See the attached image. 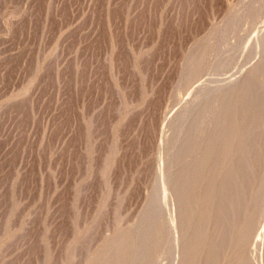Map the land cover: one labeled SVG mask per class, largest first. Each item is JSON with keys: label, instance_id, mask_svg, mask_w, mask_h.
Wrapping results in <instances>:
<instances>
[{"label": "rangeland", "instance_id": "rangeland-1", "mask_svg": "<svg viewBox=\"0 0 264 264\" xmlns=\"http://www.w3.org/2000/svg\"><path fill=\"white\" fill-rule=\"evenodd\" d=\"M251 258L264 0H0V264Z\"/></svg>", "mask_w": 264, "mask_h": 264}, {"label": "bare ground", "instance_id": "bare-ground-1", "mask_svg": "<svg viewBox=\"0 0 264 264\" xmlns=\"http://www.w3.org/2000/svg\"><path fill=\"white\" fill-rule=\"evenodd\" d=\"M205 90H207V89H203V91H205ZM200 91H201V90H200ZM200 91H199V92H200ZM179 117H182V115H180ZM171 123H172V121H171ZM184 165H185V164H184ZM183 168H184V167H183ZM163 186H164V185H163ZM174 186H175V185H174ZM162 188H163V187H162ZM164 188H165V187H164ZM173 188H174V187H173ZM174 189H175V188H174ZM162 190H163V189H162ZM162 194H163V192H162ZM171 203H172V202H171ZM155 205H157L156 207H158L159 210H161V211L164 210V209H166V203H165V202H163V203H161V204H159V203L156 202ZM155 205H154V206H155ZM168 212H169V211H168ZM173 220H174V219H173ZM171 221H172V219H171ZM174 225H175V224H174ZM143 227H144V226H143ZM175 227H176V226H175ZM175 227H173V228H175ZM142 229H143V228H142ZM155 229H156V228H155ZM140 231H141V229H140ZM141 232H142V231H141ZM141 232H140V233H141ZM259 237H260V236H259ZM178 238H179V237H178ZM150 239H151V238H150ZM150 239H149V240H150ZM173 240H174V239H173ZM135 249H136V248H135ZM177 249H178V248H177ZM257 250H258V249H257ZM254 254H255V253H254ZM253 258H254V257H253ZM253 258L250 259V260H252L250 264L253 263V261H254Z\"/></svg>", "mask_w": 264, "mask_h": 264}]
</instances>
